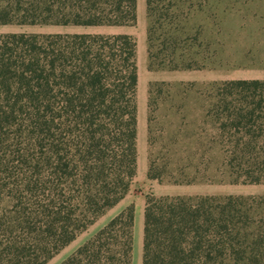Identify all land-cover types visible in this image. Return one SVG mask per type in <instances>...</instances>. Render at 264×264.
<instances>
[{"label":"trees","instance_id":"trees-1","mask_svg":"<svg viewBox=\"0 0 264 264\" xmlns=\"http://www.w3.org/2000/svg\"><path fill=\"white\" fill-rule=\"evenodd\" d=\"M145 5L149 72L215 69L218 49L191 25L200 0ZM136 22L137 0H0V25ZM137 87L131 35L0 34V264H47L125 199L138 165ZM175 87L181 109L195 97L197 118L160 157L150 152L147 178L264 185V80L151 82L150 113ZM134 226L129 205L60 264H133ZM142 264H264V195L147 194Z\"/></svg>","mask_w":264,"mask_h":264},{"label":"rangeland","instance_id":"rangeland-1","mask_svg":"<svg viewBox=\"0 0 264 264\" xmlns=\"http://www.w3.org/2000/svg\"><path fill=\"white\" fill-rule=\"evenodd\" d=\"M200 2L201 7H195L192 10L191 25L203 24L207 30V36L213 40L214 48L218 49L215 69L211 72L205 71V74H203L204 77H207L206 81H202L201 78L197 79L199 77L197 75L200 73L196 72L158 71L151 73L147 70L145 0H137V22L134 26L0 25V34L20 32L128 34L136 40L138 165L137 174L130 191L120 203L123 207L135 206L133 264H142L146 195H199L198 188L192 187L196 185H161L147 178L150 152L153 153V157H160L162 155L160 152H164L163 147L167 144L169 135L177 132L184 122L189 123L188 128L192 129L191 124L197 118L195 97H190L191 101H189L188 107L181 109L180 89L176 87L171 91L169 97L162 96L157 109L150 113L148 108L150 83L168 82L177 86L181 82H195L196 87H202L203 83L220 81L227 75L236 80H264V0H200ZM201 77H203L202 74ZM150 116L152 119L151 132L149 128ZM263 192L264 185H225L223 187L215 186L213 195H256ZM109 216L107 214L101 217L47 264H60L63 262L90 239L104 225Z\"/></svg>","mask_w":264,"mask_h":264},{"label":"crops","instance_id":"crops-1","mask_svg":"<svg viewBox=\"0 0 264 264\" xmlns=\"http://www.w3.org/2000/svg\"><path fill=\"white\" fill-rule=\"evenodd\" d=\"M201 74H202V76L203 77H201ZM197 76H199V77H197V79H200L201 78V80L203 81V80H205L207 77H204V75H203V73H200V74H198ZM208 76H209V74H208ZM192 79H194V78H192ZM191 79V80H192ZM224 79H226V80H236V79H233V78H231L229 75H227ZM201 186V187H200ZM215 186H218V187H223V186H225V185H196V186H192V187H194V188H198L197 189V192L199 193V195L200 194H202V195H213L214 194V190H215ZM217 188V187H216ZM216 190H219V189H216ZM253 195V194H252ZM256 195H264V192L263 193H261V194H256ZM121 203V202H120ZM120 203L116 206V207H114L113 209H111L107 214L108 215H110L109 216V218L107 219V221L104 223V225L103 226H101L98 230H100L102 227H104L112 218H114L116 215H118L124 208H126L125 206L123 207V206H121L120 205ZM106 214V215H107ZM97 230V231H98Z\"/></svg>","mask_w":264,"mask_h":264}]
</instances>
